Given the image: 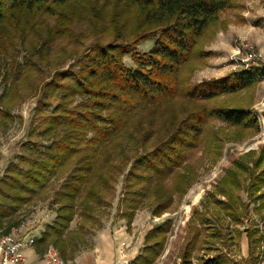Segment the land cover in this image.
I'll return each mask as SVG.
<instances>
[{
  "label": "trees",
  "instance_id": "1",
  "mask_svg": "<svg viewBox=\"0 0 264 264\" xmlns=\"http://www.w3.org/2000/svg\"><path fill=\"white\" fill-rule=\"evenodd\" d=\"M240 6L241 0H0V49L16 48L35 30L48 32L45 49L73 35L72 24L90 31L73 35L87 40V48L42 89L25 145L31 152L18 157L0 181V230L9 234L19 227L13 216L62 172L66 179L55 192L56 218L35 247L43 255L53 246L70 258L86 244V229L107 215L127 170L116 215L130 227L145 207L159 217L169 212L176 197L184 198L197 183L203 167L220 163L226 144L259 134L261 124L251 109L264 64L192 81L211 58L208 45L228 28L223 15ZM147 40L154 46L141 55L138 46ZM126 56L135 68L126 65ZM25 66L18 73L35 67L32 60ZM12 84L0 98L5 120L25 99L21 81ZM56 97L59 105L46 115ZM252 211L264 220V144L241 154L203 207L194 210L179 247L180 264H194L196 254L198 264H256L264 225L250 224ZM77 215L82 222L69 231ZM172 226L171 218L154 225L131 264H156ZM243 232L248 257L234 258ZM69 233L77 243L69 242ZM204 254L210 256L206 261Z\"/></svg>",
  "mask_w": 264,
  "mask_h": 264
},
{
  "label": "rangeland",
  "instance_id": "2",
  "mask_svg": "<svg viewBox=\"0 0 264 264\" xmlns=\"http://www.w3.org/2000/svg\"><path fill=\"white\" fill-rule=\"evenodd\" d=\"M223 19L230 21L228 28L219 31L215 40L208 45L207 50L212 53L211 58L208 64L193 76V83L221 78L238 68L252 70L254 66L264 64V0H241V6L226 12ZM75 26L71 25L73 35L80 33L81 36H85V32H90L88 27L83 29ZM41 32L43 33H37L35 30L34 33H31V38L26 36L25 40L21 41L14 49H12L13 47L0 49V98L8 94L11 85H13L12 81H18V79L21 81L19 90L22 93V98H25L23 102L18 103L11 110L12 119L5 120L0 113V181L6 176L10 166L18 161V157L31 152L25 145L28 141L32 119L42 89L46 83L52 81L56 72L68 70L71 65L75 64L79 59L78 57L87 48V40L76 41L70 33L66 34L64 38H57V40L52 41L51 47L45 49L44 41H50L51 38L46 35L47 31L41 30ZM154 43V40H147L138 46V51L144 55L153 48ZM250 53H253L254 57L249 58ZM26 60H32L35 67L26 73H18L26 68ZM125 63L128 67L135 68L136 64L131 56L125 57ZM51 101L53 107L47 109L46 115L52 114L53 108L59 105L61 100L60 97H56ZM79 101L80 98L75 104ZM251 110L255 112L261 124V132L244 143L226 144L224 156L220 163L215 167L210 163L203 167L197 183L192 186L187 195L182 199L177 196L170 211L161 217L153 215L152 211L145 207L137 212L132 225L129 227L125 219L116 215L118 204L124 197L123 179L128 172L127 170L116 185V191L111 199V205L107 209V215L99 219L100 224L96 227L88 228L85 236L89 245L81 246L76 258L71 260L74 261L84 257V255H89L87 259L89 264H119L117 249L123 248L122 251L128 253L131 261H133L144 247L146 232L154 225L171 218L173 226L169 235L167 250L156 264H180L179 247L185 237L188 221L194 210L203 207L208 192L215 187L228 167L241 154L248 149L258 150L264 144V77L260 79L257 85L254 106ZM51 140L52 138L44 139L45 145H49ZM65 179L66 176L62 172L55 175L49 181L46 189L13 216L21 221L20 226L36 229L44 226L46 228L48 224L54 222L56 218L55 192ZM243 197L246 200L247 195L243 193ZM251 207L253 210V205ZM251 215L250 224L259 223L263 228L264 220L255 215L253 211ZM81 222L82 218L77 215L70 228L78 229ZM119 230L124 235L120 236ZM107 233L114 245L112 247H95V241L98 240L99 235L105 236ZM245 239H247V234L243 232L238 248H234L231 252L234 258H247L248 253L246 254L244 246ZM123 240L128 242L125 245L127 248L121 246ZM204 256L205 261L210 257L206 254ZM73 263L76 264V262ZM193 263H199V255H193Z\"/></svg>",
  "mask_w": 264,
  "mask_h": 264
},
{
  "label": "built area",
  "instance_id": "3",
  "mask_svg": "<svg viewBox=\"0 0 264 264\" xmlns=\"http://www.w3.org/2000/svg\"><path fill=\"white\" fill-rule=\"evenodd\" d=\"M254 57L250 53L249 58ZM36 236L21 234L17 231L3 234L0 232V264H27L26 252L35 245ZM43 264H70L55 248H50L43 259ZM256 264H264V247Z\"/></svg>",
  "mask_w": 264,
  "mask_h": 264
},
{
  "label": "crops",
  "instance_id": "4",
  "mask_svg": "<svg viewBox=\"0 0 264 264\" xmlns=\"http://www.w3.org/2000/svg\"><path fill=\"white\" fill-rule=\"evenodd\" d=\"M45 228H44V226L42 227H38L37 229L36 228H27V227H25V226H19V227H16V228H13L12 229V231L10 232V233H12V232H15V231H17V232H19V233H21V234H30V235H34V236H36V238H37V241H39L40 239H41V237H42V234L45 232ZM75 230H78V229H69V231H75ZM89 229H86V231L84 232V238H85V241H86V244L85 245H80L79 246V250H80V248H81V246H88L89 245V243H88V239H87V237L85 236L86 235V232L88 231ZM0 232L1 233H3L4 234V232H3V230L1 229L0 230ZM125 233H126V231H125ZM108 234V233H107ZM105 234V236H102V235H99V237H98V240L97 241H95V247H100V246H108V247H112L113 245H114V243H113V240L110 238V235L108 234ZM118 234H120V236H122V235H124L123 234V232L121 231V230H119L118 231ZM146 234H147V232H146ZM146 234H145V236H146ZM104 235V234H103ZM68 240H69V242L70 241H73V242H75V243H77V237L74 235V234H71V233H69L68 234ZM36 241V242H37ZM128 242L127 241H122V243H121V246H125L126 244H127ZM36 244V243H35ZM119 245H120V243H119ZM119 245H118V248H119ZM168 245V244H167ZM144 246H145V237H144ZM244 246H245V252H246V254L248 253L249 254V244H248V238L247 239H245V241H244ZM50 248H55V247H53V246H51V247H49L48 248V250L50 249ZM125 248H127L126 246H125ZM144 248V247H143ZM56 249V248H55ZM123 249V248H122ZM122 249H117V261H119V264H130V262L132 263V261H131V259H130V257H129V255H128V253H124V251H122ZM47 250V251H48ZM78 250V251H79ZM143 250V249H142ZM166 250H167V247H166ZM166 250H165V252H166ZM47 251L43 254V255H41V254H38L37 253V249H36V247H35V245L33 246V247H31L29 250H27V252H26V257H27V264H43V259H44V256L46 255V253H47ZM78 251L75 253V254H72V256L70 257V258H65L60 252V254L70 263V264H74L73 262H76V264H89L88 262H87V259L89 258V255H84V257H81V258H78V259H76V260H74V261H72L71 259H75L76 258V254L78 253ZM165 252H164V254H165ZM164 254H163V256H164ZM139 255V254H138ZM137 255V256H138ZM136 256V257H137ZM162 256V257H163ZM94 257H95V254H94ZM135 257V258H136ZM248 257V256H247ZM134 258V259H135ZM133 259V260H134ZM244 259H246V258H244ZM179 260H180V263H181V259L179 258Z\"/></svg>",
  "mask_w": 264,
  "mask_h": 264
}]
</instances>
